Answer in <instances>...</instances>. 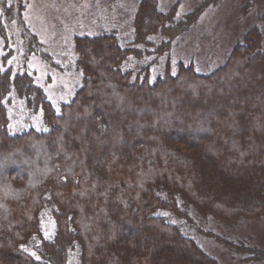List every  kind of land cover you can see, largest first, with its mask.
I'll return each instance as SVG.
<instances>
[{"label":"trees","instance_id":"obj_1","mask_svg":"<svg viewBox=\"0 0 264 264\" xmlns=\"http://www.w3.org/2000/svg\"><path fill=\"white\" fill-rule=\"evenodd\" d=\"M212 1L173 24L175 6L163 13L142 0L136 42L160 35L156 53L167 55ZM0 34L9 50L0 63V264H69L71 251L80 264H219L159 213L190 227L191 209L229 225L264 219V26L210 74L181 62L173 75L167 62L154 83L148 69L120 70L129 50L116 35L75 36L82 84L58 111L25 65H7ZM27 44L28 55L40 45L35 35ZM11 89L42 110L47 132L10 133ZM43 214L54 223L50 240ZM209 237L245 261L264 260V249Z\"/></svg>","mask_w":264,"mask_h":264},{"label":"rangeland","instance_id":"obj_2","mask_svg":"<svg viewBox=\"0 0 264 264\" xmlns=\"http://www.w3.org/2000/svg\"><path fill=\"white\" fill-rule=\"evenodd\" d=\"M142 0H0V32L9 41L11 55L7 59L14 73L25 70L33 75L55 110L69 102L82 84L77 68L75 36L114 34L121 47L129 50L120 67L134 75L149 70V81L154 83L165 72L169 62L171 74L183 62L192 64L195 71L207 75L223 65L233 48L243 42L254 27L264 26V0H215L200 13L197 21L183 33L171 39L167 55L156 53L160 35L149 38L151 46L135 40L134 18ZM206 0H157L159 11L166 13L176 7L172 23L183 21ZM1 35V34H0ZM35 35L39 46L27 54V39ZM0 36V63L8 53ZM264 48V45H263ZM7 56V55H6ZM5 56V57H6ZM9 131L19 134L28 130L47 132L41 109L28 110L24 100L11 89L5 97ZM160 215L179 227L182 234L197 243L219 264H264L262 261H245V254L233 253L209 234L232 243L244 242L247 246L264 249V219L242 218L237 223L225 224L212 216L202 217L191 209L194 226L166 212ZM41 230L45 239L54 236V223L47 214L41 216ZM28 252L39 259L37 253ZM38 257V258H37ZM69 264H80L77 251L69 254Z\"/></svg>","mask_w":264,"mask_h":264},{"label":"snow or ice","instance_id":"obj_3","mask_svg":"<svg viewBox=\"0 0 264 264\" xmlns=\"http://www.w3.org/2000/svg\"><path fill=\"white\" fill-rule=\"evenodd\" d=\"M38 258V257H37Z\"/></svg>","mask_w":264,"mask_h":264}]
</instances>
